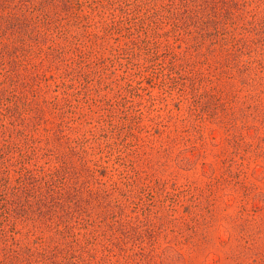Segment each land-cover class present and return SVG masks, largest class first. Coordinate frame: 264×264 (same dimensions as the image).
<instances>
[{
	"label": "rangeland",
	"instance_id": "rangeland-1",
	"mask_svg": "<svg viewBox=\"0 0 264 264\" xmlns=\"http://www.w3.org/2000/svg\"><path fill=\"white\" fill-rule=\"evenodd\" d=\"M0 264H264V0H0Z\"/></svg>",
	"mask_w": 264,
	"mask_h": 264
}]
</instances>
